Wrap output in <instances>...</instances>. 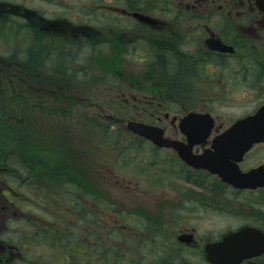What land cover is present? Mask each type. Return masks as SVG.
Instances as JSON below:
<instances>
[{
    "label": "flooded vegetation",
    "instance_id": "1",
    "mask_svg": "<svg viewBox=\"0 0 264 264\" xmlns=\"http://www.w3.org/2000/svg\"><path fill=\"white\" fill-rule=\"evenodd\" d=\"M15 40L18 41L17 50L32 55L44 53L39 66L42 65L48 79L51 77L49 71L60 65L59 55L53 54L57 46L62 51L75 52L76 56L83 51L92 52L91 61H78L80 67L73 76L63 77L76 82V86L64 84L66 92L71 89L79 95L84 89L80 83L93 82L92 78H97L96 89L110 95L105 98L104 105L84 110L89 124L86 128L93 129L101 115L103 118L106 115L103 111L111 112L122 121L107 125L127 135L124 121L130 119L117 113L121 111L124 115L123 110L129 106L134 112L131 119L160 127L164 137L179 145L158 147L141 138L139 142L147 144L152 151L167 153L166 161L172 157L181 161L186 171L178 174H182L193 188L220 196L222 202L215 206L225 213L223 219L227 224L217 238H197L194 228L179 230L177 237L192 233L189 241L176 239L183 248H196L193 257L201 260L199 263L189 261V264H210L204 253L205 244L243 228L249 229L251 236L238 238L243 244L236 247L239 249L237 264H264V140L254 142L241 156L238 150L230 149L228 157L223 159L221 150L214 146L217 136L237 120L256 114L264 106V100L259 105L255 102L242 117L229 118L226 122L220 119L217 109L211 108L212 101L227 99L237 81L250 85L251 90L246 92L252 99L254 92L264 94V7H258L256 0H0V62L6 60L3 57L12 55L13 65L29 66L30 59L24 62L11 52L16 46ZM5 47L8 52L3 51ZM136 65L142 69L138 77L124 76V69ZM89 67L97 69L90 71ZM103 67L106 69H98ZM88 72L91 76L86 75ZM183 73L189 81L187 88H182L178 81ZM215 80H218L216 84ZM195 81L202 85H194ZM124 83H127L126 90L122 88ZM207 85L220 87L223 92L215 89L213 97L199 95L209 90ZM194 86L201 88L195 90ZM85 95L82 92L81 97H74L62 93L58 96L62 98L58 109L61 113L74 112V109L82 111L83 100H87ZM183 99L189 100L187 107L179 106ZM115 100L122 102L121 107ZM137 113H142L144 118H137ZM187 113L203 116L194 126L198 130L208 129L206 124L211 121L207 135L202 136L206 132L200 131L191 134L192 140L188 141L179 124ZM206 115L209 118L204 117ZM74 124V129L77 127L80 132L85 128L79 120ZM180 151L192 159L196 157L195 164L183 162ZM141 160L145 162L146 158ZM25 179L0 163V264H45L56 253L59 262L50 258L53 264H81L82 245L98 244L93 238L96 230H92L87 220L82 226L87 217L82 210V198L72 199L78 202V209L74 201L73 205H64L61 209L67 218L74 206L76 221L73 223L57 224L35 217V212L50 215L51 207H57V202L61 203L63 198L57 196V188L50 190L39 186L35 190L28 187L29 195L24 197L21 192L24 188L19 186L28 183ZM52 217L55 218V214ZM111 217L109 219L113 220ZM86 254L87 259L99 258L96 252ZM67 255H71L74 262L68 258L65 263Z\"/></svg>",
    "mask_w": 264,
    "mask_h": 264
},
{
    "label": "rangeland",
    "instance_id": "2",
    "mask_svg": "<svg viewBox=\"0 0 264 264\" xmlns=\"http://www.w3.org/2000/svg\"><path fill=\"white\" fill-rule=\"evenodd\" d=\"M16 42L18 41L15 40L16 46L11 52L15 58L25 59L26 62V55L24 56L23 50H17ZM3 51L9 50L5 47ZM53 54L59 55L60 65L49 71L50 79L46 77L42 65L39 66L44 53L36 52L32 55L28 52L29 66L13 65L12 60L15 59H12V55L10 58L9 55L3 57L6 60L0 62V163L10 170L17 171L23 179L27 176L25 180L28 183L19 186L24 188L21 191L24 197L29 195L28 187L33 190L43 187L50 190L57 188V196L63 198L61 203L56 199L57 207H51L48 211L50 215L35 212L34 216L53 220L57 224L65 221L73 223L76 221L74 206L70 208L71 216L67 218L63 216L61 209L64 205H73L72 199L78 201L82 198V210L84 217L87 216L82 226L87 220L92 230H96L93 238L98 244L93 247L86 243L82 245L81 264L201 262L193 257L196 248L192 250L181 247L178 241L184 240L181 235H177L179 230L194 228L197 238H217L224 230L223 226L227 224L223 219L225 213L217 210L218 206H215L222 202L220 196L217 193L207 194L198 187L193 188L182 174H178L180 171H186L181 161L174 157L166 161L167 153L152 151L147 144L139 142V138L135 139L132 132L126 133L122 138L120 130L114 127L110 129V125L104 123L102 115L100 122L98 121L93 129L85 127L81 132L77 127L74 129L77 120L88 119L84 113L87 109L84 108H89L94 103L102 106L105 98L110 95L104 91L100 92V89H93L94 95L90 94L84 86L91 84L82 82L81 87L87 91L85 96L89 102L83 105L82 111L74 109V112L61 113L58 108L61 107L62 98L58 96H62V93L74 97L82 95V92L77 95L78 93L71 89L66 92L65 85L76 86V82L65 80L63 77L73 76L80 67L78 61H91L92 52L83 51L76 56L75 52H65L57 46ZM87 69L93 71L97 68ZM141 70L138 65L124 69V76L136 78ZM178 81L182 88L189 85L185 73L179 75ZM217 81L215 80L214 84ZM194 85L202 83L195 81ZM203 86L205 88V85ZM234 86L227 99L211 102V108L218 110V115L224 122L229 118L242 117V114L251 110L255 102L259 105L264 100V94L260 95L258 92L253 93L255 98L252 99L246 92L251 90L247 83L237 81ZM119 87L121 89L120 85ZM126 87L127 83H124L122 88L126 90ZM200 88L194 86L195 90ZM206 89L209 90L200 92L199 95L213 97L215 89L223 92V89L217 86L214 88L207 85ZM115 102L121 107L120 100ZM188 102V99H183L179 106L187 107ZM123 111L124 115L119 112L118 114L127 116L126 110ZM104 113L113 116L111 112L103 111L102 114ZM141 115L142 113H137V118H144ZM142 158H146V161L142 162ZM174 182L176 184L171 188ZM65 190L68 192L64 193ZM78 207L79 204L77 209ZM52 214H55V218ZM110 215L113 220L109 219ZM72 233L74 236L73 230ZM91 251L94 254L99 253L98 260H95V256L93 259H87L89 256L86 253ZM34 252L39 253L37 249H34ZM50 258H56L59 262L58 253L51 255L45 264H53ZM68 258L74 262L72 256L67 255L65 263H68Z\"/></svg>",
    "mask_w": 264,
    "mask_h": 264
},
{
    "label": "water",
    "instance_id": "3",
    "mask_svg": "<svg viewBox=\"0 0 264 264\" xmlns=\"http://www.w3.org/2000/svg\"><path fill=\"white\" fill-rule=\"evenodd\" d=\"M263 0H257V4L262 7ZM111 118V117H110ZM201 117L191 115L187 116L180 126L183 128L181 132L187 136L189 142L192 140L191 134L200 133L205 131L202 136L207 135V131L211 126V121L208 120L206 127L208 129L198 130L195 125L198 124ZM127 128L135 133L150 139L157 146L160 147H176L179 144L176 141L164 139L162 137V131L155 127L143 125L141 123L128 122ZM264 140V107H262L254 116L247 117L243 120L236 122L230 129L222 133L215 139V148H220L221 152L225 148L236 147L242 145V148H246L254 141ZM247 145V146H246ZM179 155L186 161L195 164V160L190 158L188 154L183 151L179 152ZM186 237V236H185ZM181 237V238H185ZM190 238V237H186ZM207 258L215 264H237V256L230 251L225 244V241L207 245L205 248Z\"/></svg>",
    "mask_w": 264,
    "mask_h": 264
},
{
    "label": "bare ground",
    "instance_id": "4",
    "mask_svg": "<svg viewBox=\"0 0 264 264\" xmlns=\"http://www.w3.org/2000/svg\"><path fill=\"white\" fill-rule=\"evenodd\" d=\"M85 75V74H84ZM86 75H88V76H91V73L90 72H88V73H86ZM92 80H93V82H90V80L88 81V83H90L91 84V86H86L87 87V90H88V93H90V94H93V89L95 90L96 89V87L98 86V84H99V80L97 79V78H92ZM86 81V80H85ZM84 81V82H85ZM83 82V83H84ZM87 82V81H86ZM82 92H84V93H87V91L85 90H82ZM94 95V94H93ZM94 105H97V104H95L94 103ZM127 108L128 109H126V114H127V118L128 119H130V120H132L131 119V111L129 110V109H131L129 106H127ZM116 111V110H115ZM119 113L121 114V111H119ZM118 114V113H117ZM123 115V114H122ZM121 115V116H122ZM123 117V116H122ZM222 240V239H221ZM221 240H217L216 242L218 243V242H221ZM228 242H226V244L227 245H229V247L231 248V249H234L235 248V246L237 245V244H234V242H230L229 241V239H226ZM231 251V250H230ZM236 253V252H235Z\"/></svg>",
    "mask_w": 264,
    "mask_h": 264
},
{
    "label": "trees",
    "instance_id": "5",
    "mask_svg": "<svg viewBox=\"0 0 264 264\" xmlns=\"http://www.w3.org/2000/svg\"><path fill=\"white\" fill-rule=\"evenodd\" d=\"M23 53H24V56L26 55V62H27V60H28V59H27L28 51H23ZM23 61L25 62V59H23ZM81 123L84 124V127H87V126H85V125H89L85 119H83V121H81Z\"/></svg>",
    "mask_w": 264,
    "mask_h": 264
}]
</instances>
